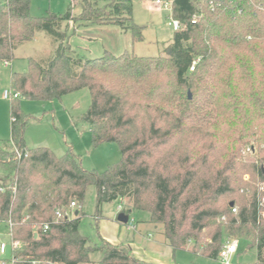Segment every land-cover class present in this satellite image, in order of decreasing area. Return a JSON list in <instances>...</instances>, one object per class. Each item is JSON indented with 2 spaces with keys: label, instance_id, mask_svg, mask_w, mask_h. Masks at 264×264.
Listing matches in <instances>:
<instances>
[{
  "label": "trees",
  "instance_id": "16d2710c",
  "mask_svg": "<svg viewBox=\"0 0 264 264\" xmlns=\"http://www.w3.org/2000/svg\"><path fill=\"white\" fill-rule=\"evenodd\" d=\"M136 1L147 0H83L78 17L73 5L64 15L33 17L31 0L0 2V63L11 64L16 46L34 41L39 32L56 42L45 63L29 58L26 72L11 75L12 90L20 95L15 100H61L87 89L91 105L82 121L91 128L93 146L116 144L121 152L117 165L98 174L86 170L72 150L60 157L45 147L27 149L31 117L20 101L13 102L11 139L0 141V224L10 227V243L21 244L11 258L17 264H147L130 245L105 239L91 245L79 233L78 211L55 222L58 211L83 204L88 187L95 186L99 206L127 199L130 208L121 213H149V223L163 227L173 252L218 260L225 243L216 221L225 217L229 236L246 237L257 249L256 264H264L258 188L238 204L220 206L222 197L238 191L233 178L241 149L234 143L255 138L264 144V0H171V17L182 27L166 56L107 52L85 60L70 55L62 29L71 24L117 26L141 40L133 21ZM195 15L199 20L193 24ZM195 131L210 139L203 150L190 149L183 138ZM14 147L22 151L21 159ZM220 147L225 150L218 152ZM260 154V165L251 166L264 180V149ZM95 253L102 254L100 261L91 259Z\"/></svg>",
  "mask_w": 264,
  "mask_h": 264
},
{
  "label": "rangeland",
  "instance_id": "374dc122",
  "mask_svg": "<svg viewBox=\"0 0 264 264\" xmlns=\"http://www.w3.org/2000/svg\"><path fill=\"white\" fill-rule=\"evenodd\" d=\"M5 1L0 0L1 3ZM100 1L104 3L105 0ZM82 3L83 0H31L30 12L33 17H44L47 13L64 15L68 7L73 5V15L78 17L81 13ZM170 16L171 11L169 7L165 6L164 1L161 4L154 0L134 2L133 21L141 28V40L136 39L131 31H123L117 26L90 25L84 27L71 24L68 29L63 28L62 31L67 35L66 41L70 46V55L74 58L93 60L103 57L107 52L114 56H120L125 52L133 53L138 57L166 56L175 35V31L170 24ZM55 46L56 42L53 37L46 32H39L34 41L16 46L15 59L11 64L0 63V141L6 143L10 141L11 106L13 102L18 103L20 101L21 110L31 117L24 135L27 149L34 150L45 147L51 149L60 157L72 150L74 154L80 157L86 170L102 174L121 161V152L116 144H103L97 148L93 146L90 127L82 121L91 105L89 90L83 89L71 93L61 100L56 99L47 102L26 99L16 101L4 98L5 91L13 92L11 87L13 72L27 71V60L29 58L45 63L52 55ZM189 134L190 132L183 138L188 139L186 144L189 145L190 149L203 150V144L210 142V139L206 138L204 140L205 136L196 131ZM178 140L182 144L185 142L180 137H178ZM177 142L175 141V143ZM234 145V149H241L240 155L236 159L239 173L233 178V183L238 191L221 198L220 206L222 208L227 207L231 202L238 204L244 198L251 197L262 181L257 177L251 165H260V149H264V144L258 143L254 138L246 140L244 145L237 142ZM253 146L255 148L254 154L247 150ZM201 150L199 154H202ZM224 150V147H220L218 152ZM229 153H231L230 150ZM246 176H249L248 181L245 179ZM251 179L252 182L249 184ZM241 188L245 189V192ZM120 207L124 210L123 212L125 210L127 212L130 208L129 201L118 198L99 206L97 189L95 186H90L87 189L83 204H78L75 209L69 206L68 211L72 214L74 211L80 212L79 233L81 236L88 238L91 245L101 244L104 238L120 236L118 240L121 243L114 245L122 243L135 245L137 255L146 261L145 263H167L168 249L157 241L165 242L163 227L159 226L157 230L155 229V237L149 238L146 236V232L139 233L137 231V224L144 223L148 232L151 229L147 225V222L150 221V214L147 212H132L129 216L130 223L132 226L135 225L136 228L130 230L127 225L120 224L117 221L118 215L122 212V210H119ZM237 209L239 211V205ZM216 222L219 225L222 224V245L228 239L239 240V248L237 254L233 257V264H256L257 249L249 247L246 237L240 235L229 236L225 227L226 222L222 221V217H218ZM2 242L7 244L9 248L6 255L0 254V259L10 260L9 228L5 224H0V243ZM191 246L192 244L189 243L188 247ZM101 258V253L91 255V259L96 262L100 261ZM169 263L221 264V261L219 259H208L187 250H176L174 253H170Z\"/></svg>",
  "mask_w": 264,
  "mask_h": 264
},
{
  "label": "built area",
  "instance_id": "2783aa9c",
  "mask_svg": "<svg viewBox=\"0 0 264 264\" xmlns=\"http://www.w3.org/2000/svg\"><path fill=\"white\" fill-rule=\"evenodd\" d=\"M157 3L161 4L162 1H157ZM172 3L173 2L171 0L164 2L165 6L169 7L170 11H171V8H172ZM170 19H171V23L170 24H171L173 30L175 32H178L179 30H181L182 25L180 24V22L175 20V19H173L171 16H170ZM198 20H199V16L195 15L193 17V19H192V23L196 24ZM6 65H9V64L6 63ZM194 65H195V63H194ZM191 70L193 71L194 67H192ZM19 97H20L19 93H14V92H10V91H5L4 92V98L7 99V100H15V99H19ZM247 150L250 153L254 152V148H251V147H249ZM14 151H15L16 157L18 159H21L23 157L22 151L19 150L17 147H14ZM24 156L26 157L27 154H25ZM263 169H264V166H262V171H263ZM245 179L248 181L249 180V176H246ZM14 194H15V190H13V192H12V198L14 197ZM257 202H258V207H259V210H260V217L262 219H264V180H262L258 184ZM70 207L72 209H75V208L78 207V204L73 202V203H71ZM119 210L121 211L122 207H120ZM74 212L72 214L68 210H66V211H58L56 213L55 222L63 221V220H66V219H71L73 217V215H74ZM232 212L234 214H237L238 213L237 208L236 207H232ZM130 221H131V219L129 218V222L127 224L128 229L134 230L136 227H135V225L132 226ZM222 221L226 222V218L222 217ZM132 223H133V221H132ZM9 229H10V227H9ZM48 229H49V224L44 226V230L45 231L48 230ZM20 247H21V244L19 242H12L11 243V250L12 251L19 250ZM8 248H9V246L7 244H5L3 242L0 243V254L1 255H6L7 251H8ZM238 248H239V240H237V239L228 240L224 244V246L222 247V249L220 251V254H219V260L221 261V264H233V257L235 256V254H237ZM18 261L19 260H17L15 257H12L10 260L0 259V264H17Z\"/></svg>",
  "mask_w": 264,
  "mask_h": 264
},
{
  "label": "crops",
  "instance_id": "0c3cea01",
  "mask_svg": "<svg viewBox=\"0 0 264 264\" xmlns=\"http://www.w3.org/2000/svg\"><path fill=\"white\" fill-rule=\"evenodd\" d=\"M26 72V71H25ZM13 73H15V72H13ZM21 73H24V71H22ZM89 126V125H88ZM90 127V126H89ZM90 130H91V128H90ZM145 224L144 223H139V224H137V231H139V233H145L146 234V236L147 237H149V238H151L152 236L153 237H155V235H154V231H155V229L157 230V228H155V227H152V225L149 223V222H147V225H149L150 227H151V229H149V231L147 232V228H145V226H144ZM147 229V230H146ZM153 232V233H152ZM118 238H120V236H118V237H116V238H113V237H108V238H104L106 241H108V242H110V243H113V244H116V243H121L119 240H118ZM158 241V243L159 244H162V245H164V246H166L167 247V256H168V260H167V263H165V264H170L169 263V257H170V253L172 254V252H173V250L165 243V242H162V241H160V240H157ZM129 245L131 246V248H132V250H133V253H134V256L138 259V260H140L141 262H146V261H144L143 259H141L138 255H137V253H136V248H135V245H133L132 246V244L131 243H129ZM172 251V252H171ZM188 251V250H187ZM174 253V252H173ZM147 264H152V263H147ZM153 264H164V263H161V262H155V263H153Z\"/></svg>",
  "mask_w": 264,
  "mask_h": 264
},
{
  "label": "water",
  "instance_id": "95a60500",
  "mask_svg": "<svg viewBox=\"0 0 264 264\" xmlns=\"http://www.w3.org/2000/svg\"><path fill=\"white\" fill-rule=\"evenodd\" d=\"M189 99H191V94L189 93ZM263 175H264V169H263ZM231 206H233V204H231ZM129 216L128 215H126L125 213H120L119 215H118V218H117V221L119 222V223H121V224H123V225H126V224H128V222H129Z\"/></svg>",
  "mask_w": 264,
  "mask_h": 264
}]
</instances>
